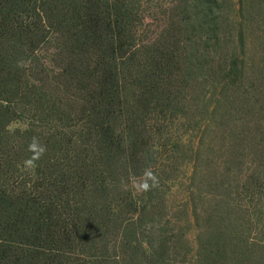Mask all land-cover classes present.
<instances>
[{"label": "trees", "instance_id": "obj_1", "mask_svg": "<svg viewBox=\"0 0 264 264\" xmlns=\"http://www.w3.org/2000/svg\"><path fill=\"white\" fill-rule=\"evenodd\" d=\"M153 2L0 0V128L9 134L7 124L21 121L23 109L30 115L5 140L0 132V264H185L173 257L180 243L163 217L175 207L161 178L178 155L195 157V150L170 139V122L187 119L192 83L191 112L210 81L231 72L236 55L220 45L216 58L195 62L180 30L190 20L176 5L162 34L150 39ZM44 44L58 65L51 74L36 61ZM196 68L205 70L200 79L191 75ZM199 82L206 84L200 92ZM256 134L250 147L261 164L264 126ZM261 178H249L253 190L264 191V172ZM143 183L148 189L138 190ZM189 207L179 208L190 223ZM254 241L233 253L264 264V241ZM218 254L209 248L193 264H217L220 258L211 259Z\"/></svg>", "mask_w": 264, "mask_h": 264}, {"label": "rangeland", "instance_id": "obj_2", "mask_svg": "<svg viewBox=\"0 0 264 264\" xmlns=\"http://www.w3.org/2000/svg\"><path fill=\"white\" fill-rule=\"evenodd\" d=\"M204 1L214 2L211 11L206 9L209 5L203 0H154L153 16L147 18L146 35L156 39L162 34L166 20L174 14L176 5L184 19L190 20L185 26L181 23L180 30L185 32L186 44L195 47V62L206 63L216 58L220 45L236 55L231 72L218 73L215 80L208 82L206 99L191 112L192 97H197V93L193 95L196 82L192 83V95H188L186 108L183 106L182 110L187 119L170 122V139L181 138L189 148L193 146L196 158L187 153L178 155L168 174L162 176L171 202L169 208L175 207L171 216L163 219L175 228L174 238L178 236L179 247L172 252L176 260L193 264L195 254L202 255L213 248L219 254L211 262L220 258L217 264H224L228 257L227 264H245L233 253L235 248L239 250L246 240H258L252 242L255 244L264 241V201L261 200L264 191L253 190L252 183L248 182L251 176L258 182L264 172V161L259 164L254 147H250L260 126H264V0ZM48 46L39 47L36 61L47 66L51 74L58 69L53 67L57 62L51 61L53 56ZM30 59L28 55L17 56L26 65ZM191 72L200 79L205 70L196 68ZM205 85L199 82L198 92ZM23 111L21 121L15 119L7 124L11 135L15 129L26 127L30 119ZM0 132L2 140L10 134L2 128ZM44 138L39 137L38 142L45 144ZM190 161L196 164L195 168ZM187 202L195 215L190 223L184 208H179ZM229 214L233 215V234L226 230ZM177 222L179 227H175ZM261 246L251 247L260 249Z\"/></svg>", "mask_w": 264, "mask_h": 264}, {"label": "clouds", "instance_id": "obj_3", "mask_svg": "<svg viewBox=\"0 0 264 264\" xmlns=\"http://www.w3.org/2000/svg\"><path fill=\"white\" fill-rule=\"evenodd\" d=\"M145 175L148 176L149 178L153 179V183L155 184V179L151 176V173L150 172H146ZM148 187L149 186H148L147 183H143V184H140L138 186V190H147Z\"/></svg>", "mask_w": 264, "mask_h": 264}]
</instances>
